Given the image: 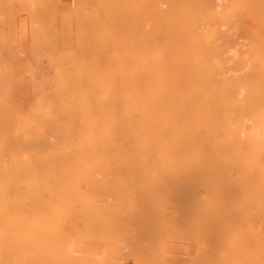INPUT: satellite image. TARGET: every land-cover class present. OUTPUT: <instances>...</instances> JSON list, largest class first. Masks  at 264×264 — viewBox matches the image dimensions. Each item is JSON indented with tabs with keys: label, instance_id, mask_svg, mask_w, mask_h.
<instances>
[{
	"label": "bare ground",
	"instance_id": "1",
	"mask_svg": "<svg viewBox=\"0 0 264 264\" xmlns=\"http://www.w3.org/2000/svg\"><path fill=\"white\" fill-rule=\"evenodd\" d=\"M56 1L20 0L12 28L54 44ZM76 3L70 45L23 51L47 63L0 47V264H196L164 256L175 234L264 264V0Z\"/></svg>",
	"mask_w": 264,
	"mask_h": 264
},
{
	"label": "rangeland",
	"instance_id": "2",
	"mask_svg": "<svg viewBox=\"0 0 264 264\" xmlns=\"http://www.w3.org/2000/svg\"><path fill=\"white\" fill-rule=\"evenodd\" d=\"M57 1H59V2H57ZM56 2H54L53 3V6H48L52 11H54L55 13H50L49 11H51L50 9L49 10H47L46 9V17H51V18H56V19H51V21H49V30L47 29V33L48 34H51L52 32H53V36L51 35H48L49 37H48V40H52V41H54L55 43L54 44H52V45H45V43H44V46H43V44L41 43V44H39L38 46H34V45H32V44H30L29 45V43H27V40H25L27 37H26V34H25V32L18 26V28L17 27H15V28H12V27H14V26H16V25H19V22H20V17L19 16H21V7L18 5L19 4V2H20V0H0V16L2 15V16H4V18L5 19H2V21H0V32L1 33H3V34H1V35H4V36H0V43L1 42H3V44L1 43L0 44V47L3 45V47L1 48V49H3L4 47H7V48H4L6 51L7 50H9V48H10V50H13V52L14 51H16L15 53H16V55H15V58L14 59H16V62L15 61H11V60H9L8 62H10V63H15V64H21V63H26V61H28V59H30V61L32 62V63H36L37 61L39 62V63H47V60L44 58V59H39V60H35L34 59V62L32 61V54H34V52L30 55V54H24V52L23 51H25V53L27 52V53H31V49H28V48H32V49H35V48H40V49H42L43 47H45V49H42V50H46L47 51V49H49V48H61V47H63V46H66L67 45V43L70 45L71 44V36L67 33V32H69V30H65L64 29V32L65 33H67V34H65V33H63V35L65 34V36H63L62 37V35H57V30L59 31V29H60V27L62 26V28H65V27H63L64 26V24H66V21H64V19H67V16H68V14H69V12L70 11H72V12H75L74 10H76V12H77V6H74L75 4L74 3H76V2H78L79 3V0H73V3H72V0H71V2L70 1H68V0H66V2H64V0H57ZM77 4V3H76ZM7 5H8V9H7ZM15 6V7H14ZM16 6H18V7H16ZM70 6H74V7H70ZM80 6V5H79ZM78 6V7H79ZM12 7V8H11ZM15 8V9H14ZM19 9V11L17 10V9ZM80 8V7H79ZM79 8H78V10H79ZM9 9H11V11L9 10ZM14 9V10H13ZM69 9V10H68ZM73 9V10H72ZM60 10V11H59ZM63 10H65V11H63ZM67 10V11H66ZM15 11V12H14ZM16 11L18 12L17 13V15L15 14L16 13ZM51 11V12H52ZM56 11H59V12H57L56 13ZM10 12V13H9ZM12 12V13H11ZM68 12V13H67ZM79 12V11H78ZM59 13V14H58ZM62 13H64V14H62ZM12 14V15H11ZM51 14H53V15H51ZM55 14H57V16H59V15H62V16H60V17H56V16H54ZM66 14V15H65ZM77 14V13H76ZM9 15V17H7ZM13 15H14V17L16 18V19H18V21H16V25H15V23L12 25V23H13V19H15L14 17H13ZM19 15V16H18ZM12 16V17H11ZM18 16V17H17ZM65 16H66V18H65ZM63 17H64V19H63ZM7 18L9 19V21H11L10 23H9V21L7 20ZM60 18V19H59ZM1 19V18H0ZM57 19L60 21V22H63L64 21V23L63 24H60L58 21H57ZM3 20H4V22H3ZM11 24V25H10ZM76 25H77V23L75 22L74 23V27H76ZM6 26V27H5ZM56 26V27H55ZM51 27H53V29L51 28ZM47 28H48V24H47ZM238 28V27H237ZM235 28V29H230V31H228L227 33V35H231L232 37H234V40H232V39H230L231 41H232V43L233 42H235V43H233L234 45H232V43H231V45H232V49L233 50H235V51H233V53L235 52V55H237V54H239V50H240V52H242L245 48H246V45L245 46H243L244 44L243 43H246L245 41V39L243 38V37H245V35H244V33H243V30L241 29V28ZM55 29V30H54ZM57 29V30H56ZM242 30V31H241ZM22 32V33H21ZM234 32V33H233ZM6 33V34H5ZM231 33H233L234 35H232ZM10 34V35H9ZM18 34H20L21 36L20 37H23L22 39H23V41H22V39L20 38V39H18L19 38V35ZM25 34V35H24ZM55 34H56V36H55ZM12 36V37H11ZM231 36H229L230 38H232ZM14 37V38H13ZM25 37V38H24ZM54 37V38H53ZM10 38H11V40H10ZM3 39H5V40H3ZM14 39H16V40H18V41H14ZM2 40V41H1ZM19 40H21L20 41V43H18L19 42ZM62 40V41H61ZM63 40H65V41H63ZM61 41V42H60ZM13 42V43H12ZM17 42V43H16ZM24 42H26V43H24ZM59 42V43H58ZM62 42H64L63 44H62ZM57 43V44H56ZM59 44V45H58ZM43 47H42V46ZM63 45V46H62ZM238 45V46H237ZM33 46V47H32ZM233 46L235 47V48H237V49H235V48H233ZM17 48V49H16ZM21 49L22 51H21V53H20V56H19V50L18 49ZM4 49H3V51H4ZM28 50V51H27ZM30 50V51H29ZM17 51H19V52H17ZM9 52H11V51H9ZM6 53V52H5ZM17 54H18V56H17ZM36 54V53H35ZM35 54L33 55V56H35ZM16 56L18 57V58H16ZM30 57V58H28V57ZM26 58H28V59H26ZM13 59V60H14ZM20 59V60H19ZM44 60H46V61H44ZM30 61H28V62H30ZM20 62V63H19ZM140 198H142L143 197V195H141V196H139ZM157 197H160V196H157ZM200 198H203V196H199ZM148 198V196H144L143 197V201H145L146 199ZM145 199V200H144ZM142 200V199H141ZM196 209L194 210V213L196 214V215H198V217L200 218L201 217V220H202V222H205L203 219L205 218L204 216H206L207 215V211H206V208H205V206H204V202L203 201H200L198 204H196ZM160 211L163 213V214H165L166 216H168L169 214H170V208H168L167 207V205L164 207V205H162V206H160ZM250 211V210H249ZM248 213V212H247ZM149 214H151V211L149 212ZM249 216H251L252 218H261V217H259L255 212H253V211H251V213H250V215ZM257 221H254V222H252V224H255ZM205 231V232H204ZM204 231H202V233H201V235H207V228H206V226H205V228H204ZM158 235H160V234H158ZM149 244H150V242H149ZM165 245L167 246V248H165V254H164V256L165 257H167L168 259H171V258H177V254L174 252L175 250H180L181 251V254H182V256L186 259V261L188 262V263H196V264H205V261L203 260V257L201 258V256H202V252L204 251V245H199V244H196L195 243V241H193L192 239H190V238H188V237H185V236H181L180 237V235H178V234H175V235H173V236H171V237H169V238H167V240H166V243H165ZM154 249H157V247L154 245L153 246V250ZM201 250V251H200ZM157 254V252H152V249H151V247H149V249H148V251L146 252V256H147V261L149 262V264L150 263H152L154 260H156V259H153L152 257H154V255H156ZM127 260V261H126ZM124 262H125V264H140L138 261H136V260H134V259H130V258H125L124 259Z\"/></svg>",
	"mask_w": 264,
	"mask_h": 264
}]
</instances>
